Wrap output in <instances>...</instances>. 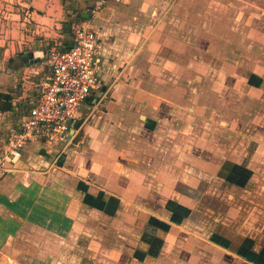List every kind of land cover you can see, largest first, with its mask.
Masks as SVG:
<instances>
[{"label": "crops", "instance_id": "obj_1", "mask_svg": "<svg viewBox=\"0 0 264 264\" xmlns=\"http://www.w3.org/2000/svg\"><path fill=\"white\" fill-rule=\"evenodd\" d=\"M81 1L0 3L36 24L76 9L100 42L66 143L25 146L0 180V264H264L263 87L221 64L236 0H107L91 16ZM17 45L0 50V138L44 61Z\"/></svg>", "mask_w": 264, "mask_h": 264}, {"label": "built area", "instance_id": "obj_2", "mask_svg": "<svg viewBox=\"0 0 264 264\" xmlns=\"http://www.w3.org/2000/svg\"><path fill=\"white\" fill-rule=\"evenodd\" d=\"M107 0L93 3L97 12ZM118 1V0H116ZM68 45L47 48L34 95L21 99V117L0 138V180L13 174L25 146L42 142L65 144L70 123L90 92L98 90L100 42L84 22L70 24ZM45 72V73H44Z\"/></svg>", "mask_w": 264, "mask_h": 264}, {"label": "rangeland", "instance_id": "obj_3", "mask_svg": "<svg viewBox=\"0 0 264 264\" xmlns=\"http://www.w3.org/2000/svg\"><path fill=\"white\" fill-rule=\"evenodd\" d=\"M10 0H0V3L8 2ZM97 1V0H96ZM116 1V0H115ZM82 4L85 5L81 9H85L87 14L94 15L93 12V2L90 0H82ZM249 3V5H244ZM237 4V5H236ZM10 6L12 3H9ZM0 5V50L5 52L6 48V35H11L12 39L18 45L17 57L20 55L29 56L28 53L33 52L36 49V45H39V51H42L43 56L47 50V44L51 42L58 47H63L67 45V41H70V24L75 22L83 23V18L78 17V10L74 9L73 14L59 15L58 18H54L50 15L49 22L45 17H42L38 24L31 21L30 15L32 12L29 7L27 12L21 10L18 6L13 8L8 6L4 7ZM68 5H65L67 7ZM103 6V5H102ZM101 6V7H102ZM58 8V6H56ZM100 7V8H101ZM230 9L229 19L231 25L223 27L221 33L228 31L227 37L232 39L230 42L226 43V46H220L221 50L225 52L228 57H222L221 64L226 70L237 68H247L250 71L256 73L258 82L263 87L262 93L264 92V0H236L234 4L228 5ZM50 9H53V7ZM84 10V11H85ZM31 11V12H30ZM41 15H44L45 12L41 11ZM52 13H56L55 10ZM209 13L208 18L214 19ZM220 18L224 16L225 13H221ZM73 15V16H72ZM26 17L28 19H26ZM44 19V20H42ZM20 24H23L21 26ZM218 26V22H216ZM34 25V26H33ZM39 26V27H36ZM214 32V31H213ZM219 32H217L218 34ZM231 34V36H229ZM60 35V38H57ZM44 36V38H43ZM234 38V39H233ZM36 41L35 43H32ZM32 44V45H31ZM54 45V44H53ZM16 46V47H17ZM201 46V45H200ZM210 46H213V43H206L204 49L208 50ZM228 46V47H227ZM231 46V49L230 47ZM16 47L14 49H16ZM38 48V47H37ZM12 48H9L7 51L11 52ZM14 53V51L12 50ZM202 52V51H201ZM209 57L200 56L199 61L208 62ZM237 66V67H234ZM238 79L240 81L244 80V76L238 73ZM39 80V78H38ZM36 87V86H35ZM29 92L31 95H34V88L30 89ZM21 89V93H23ZM261 93V94H262ZM24 93L23 96L25 95ZM264 95V93H263ZM21 112V111H20ZM264 115V113H263Z\"/></svg>", "mask_w": 264, "mask_h": 264}, {"label": "water", "instance_id": "obj_4", "mask_svg": "<svg viewBox=\"0 0 264 264\" xmlns=\"http://www.w3.org/2000/svg\"><path fill=\"white\" fill-rule=\"evenodd\" d=\"M82 17H83V18H87V15H83Z\"/></svg>", "mask_w": 264, "mask_h": 264}, {"label": "flooded vegetation", "instance_id": "obj_5", "mask_svg": "<svg viewBox=\"0 0 264 264\" xmlns=\"http://www.w3.org/2000/svg\"><path fill=\"white\" fill-rule=\"evenodd\" d=\"M175 214H176V215H181L180 213H176V212H175Z\"/></svg>", "mask_w": 264, "mask_h": 264}]
</instances>
